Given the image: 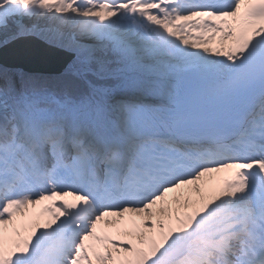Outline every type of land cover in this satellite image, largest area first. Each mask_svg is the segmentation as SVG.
Here are the masks:
<instances>
[{
	"label": "snow or ice",
	"instance_id": "snow-or-ice-1",
	"mask_svg": "<svg viewBox=\"0 0 264 264\" xmlns=\"http://www.w3.org/2000/svg\"><path fill=\"white\" fill-rule=\"evenodd\" d=\"M0 264H264V0H0Z\"/></svg>",
	"mask_w": 264,
	"mask_h": 264
},
{
	"label": "water",
	"instance_id": "water-1",
	"mask_svg": "<svg viewBox=\"0 0 264 264\" xmlns=\"http://www.w3.org/2000/svg\"><path fill=\"white\" fill-rule=\"evenodd\" d=\"M65 58L66 54L59 49L35 39L27 40L2 55V59L9 64L40 72H54L61 67Z\"/></svg>",
	"mask_w": 264,
	"mask_h": 264
}]
</instances>
